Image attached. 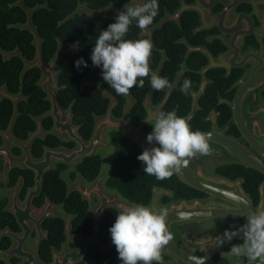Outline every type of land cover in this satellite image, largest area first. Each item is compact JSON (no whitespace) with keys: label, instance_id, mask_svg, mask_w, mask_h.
Instances as JSON below:
<instances>
[{"label":"trees","instance_id":"obj_1","mask_svg":"<svg viewBox=\"0 0 264 264\" xmlns=\"http://www.w3.org/2000/svg\"><path fill=\"white\" fill-rule=\"evenodd\" d=\"M21 2L24 6L20 4ZM186 2L192 3L193 0H186ZM158 3V15L147 28L148 32L153 30L154 43L149 62L150 68L155 73L161 68L159 76L167 77L172 86L182 67L187 68L162 112L175 111L178 116L188 117L192 112V94L199 91L203 81L199 72L208 66L209 61L201 53H192L189 58H186L188 48L182 42L193 48L205 47L214 57H218L227 49L219 41H208V38L216 32L195 35L194 31L200 26L199 17L195 13L185 14L181 20V26L171 22L159 27L167 14L177 13L181 0H158ZM129 4H131L130 0H0V89H5L11 96L23 97L18 103L19 116L13 128V136L16 140L28 142L30 137L38 131L37 121L41 122L45 136L32 145L31 153L35 160H41L47 149L72 152L77 149V144L63 140L53 133L54 119L50 115L51 103L41 87L42 71L40 69L26 71V62L32 64L37 59L35 37L26 28L28 12H33L32 23L42 41L41 58L45 64H51L62 47L78 45L76 51L63 54L57 61L56 89L60 108L65 112L72 109L73 124L78 128L79 136L89 143L94 135L97 120L107 116L113 99L116 101L112 112L113 118L118 121L124 119L128 98L127 95L116 94L115 90L103 80L102 68L94 67L90 58L100 31L106 30L109 24L115 22L116 13L109 12L87 23V12L78 11L85 9L96 12L109 7L121 9ZM221 9L222 7L218 6L215 12ZM239 11L251 13L252 8L245 6ZM141 38L150 39L148 34L143 36L142 30L133 23L125 39ZM244 48L258 51L261 46L253 37L246 40ZM80 58H83L88 67L81 65L78 70L75 62ZM164 58L166 60L161 66ZM225 74L223 70H213L206 75L209 84L199 102L200 110L190 123L193 131L209 132L211 124L208 118L211 113H215L218 115V124L221 128L227 126L230 128L231 136L240 137L233 124L231 108L219 103L220 100H233L235 91L232 88L241 79L244 70L234 71L230 78H226ZM143 79L144 87H134L129 93L133 100L130 122L134 128L140 127L142 132L148 135L153 131V125L142 126V124L147 119L144 104L150 92L151 74ZM185 79L192 81V87L187 95L180 91ZM171 88L155 90L152 98L154 107L162 104ZM262 98L264 100V90ZM14 113L13 102L0 97V149L4 146L3 134L8 131ZM110 139L114 145V155L106 186L117 192L127 202L150 206L155 189H164L172 193V197L163 198L164 204L183 200L193 201L204 197L200 192L182 184L174 175L170 179L160 181L154 176L145 174L141 161L137 159L142 152L127 135L113 131L110 133ZM11 152L16 157L23 154L18 147H13ZM66 170L65 164H57L46 174L42 185V195L34 201V207L42 208L46 201L54 206L62 207L65 213L72 217V236H83L89 239L93 236L94 213L79 192L69 193L68 184L62 178V173ZM101 170L102 158L94 155L81 160L75 173L71 174V178L76 180V176H79L88 183H94L99 179ZM216 174L231 181L242 179L247 192L255 197L257 202L259 201V188L264 182V176L260 173L242 165L232 164L218 167ZM20 183L22 184L20 200L25 201L28 191L35 187V173L13 167L9 172L6 187L15 189ZM8 205V199L0 200V231L8 229L14 233H20L21 230L14 216L7 211ZM117 214V210L110 209L102 219L99 245L92 246L87 254L88 259L95 264L121 263L109 232ZM43 230L47 232L48 239L40 244L38 256L43 264H51L53 251H61L67 240L65 220L50 219L44 223ZM10 244V240L4 239L0 246L2 250H7ZM70 247L76 249L75 245L71 244ZM163 260L165 264L168 258L163 255ZM209 264H230V262L225 257H216Z\"/></svg>","mask_w":264,"mask_h":264},{"label":"water","instance_id":"obj_2","mask_svg":"<svg viewBox=\"0 0 264 264\" xmlns=\"http://www.w3.org/2000/svg\"><path fill=\"white\" fill-rule=\"evenodd\" d=\"M130 5H134L138 0H131ZM143 2V0H139ZM215 2L226 6L222 13H218L211 17L210 21L207 19V15H211V8ZM24 6V3H20ZM249 4L255 8L256 14L260 15L264 12V0H196V5L188 6L184 2L182 3V8L175 15H166V18L162 21L161 25H164L168 22L180 23L181 17L184 13L188 11L197 12L201 15V21L203 27H201L198 32L210 31L217 28L222 34L226 36H233V39L230 43L226 42L222 38L224 43L231 48V51L225 55H221L219 61L215 59L204 49H190L192 52H202L207 55L210 59V65L204 69L202 72L205 75L207 72L213 69H224L228 71V75L231 74L233 69H242L245 65L251 63L254 65V68L249 71L245 77L236 85L237 91L232 104V113L233 121L243 137L244 141L250 147L247 148L243 144L239 143L235 139L228 137L218 131V116L214 113L208 118V121L213 123V131L211 137L209 138L210 153L216 151L211 147H217L224 151L230 158L234 159L238 163L246 166L247 168L256 171L264 176V134L256 136L249 129V125L244 117V104L248 98L254 94L256 91L264 88V49L260 53H249L244 56H241V44L244 39L252 37L255 34L259 38L263 37V31H257L255 24L252 18L245 14H240L236 18L232 19V14L235 7ZM126 6V5H125ZM124 6V7H125ZM116 9L109 7L102 9L96 12H90L85 9H80L78 12L83 13L87 12L88 20L98 16H105L109 12H115L116 14L119 11H122L123 8ZM33 12H28V25L27 29L35 37V45L37 47V59L34 63L30 64L26 62V71L30 69H40L43 74V79L41 82V87L44 93L48 96V100L51 103V112L50 115L54 119V131L53 133L59 138L63 139L66 137L67 141H73L77 144V149L72 152H67L64 150H49L47 149L44 153V156L41 160L35 161L31 148L36 140L43 138L45 132L42 129L41 122L38 120V131L33 134L29 141L24 143L16 140L13 136L14 124L19 116V105L18 103L23 99L22 96H11L5 89H0V97L4 100L12 101L15 107V113L13 120L10 124V127L3 135L6 143L11 147H18L22 150L24 154V160L22 165L25 169L31 170L35 173V182L36 186L33 190L29 192V195L26 200L25 207H20L18 202V193L15 191L12 194L13 204L10 208V212L13 213L18 221L20 228L24 231L23 237H18L10 232L5 233V236H9L17 242L18 246L10 253V255H17L20 258L25 259L24 264H38V258L35 255L27 253L24 251V246L29 239L32 228L31 225H35L39 234V239L37 244L44 239H47V235L42 233V224L51 218L57 217L55 211L57 207L53 206L50 202L47 203L44 214L39 219L34 218V215L37 214V211H34L32 205L33 201L40 197L42 194V185L44 177L48 172L53 169V163L65 164L66 166L79 163L85 158H89L95 155V151L98 147L104 144V136L106 132L118 131L124 133H129L134 128L130 122V110L133 106V100L128 94V106L125 109V117L123 120H115L112 116L113 109L116 105V101L113 99V104L111 105L108 114L106 117L98 119L96 122L94 135L89 143H86L78 133V128L73 124V115L72 109L68 112L63 111L58 104V94L56 86L58 84V74L55 71L56 63L60 57L68 52L76 51L78 45L62 47L59 50V53L55 57L54 61L47 65L42 61L41 58V46L42 41L40 40L35 27L32 23ZM143 36L149 35L152 40L153 30L148 32L147 29L142 30ZM159 70L156 74H160ZM151 74V72H150ZM181 76H179L173 85V87L168 92V95L164 102L156 109L152 107V97L155 90L150 86V92L148 98L144 104L145 109L148 114L147 120L143 125L152 124L155 122V116L157 113L162 112L165 108L168 100L170 99L174 89L179 83ZM207 82H204L200 91L197 94H194V105L191 114L187 117L188 122L196 116L200 110L198 102L203 96ZM108 95V94H106ZM135 143L143 152L146 149L152 147H158V145L153 142L149 144L147 139H142L137 137ZM192 158H189L188 164L186 167H182L181 170L173 175L178 178V180L186 185L187 187L198 191L200 193L214 196L226 202H232L237 205H241L239 202H243L244 198L234 199L235 197H241L236 193H225L222 189L226 187V183H222L220 188L214 187L208 180L197 177L192 169ZM10 159H9V150L3 149L0 151V181L1 179H7V174L9 170ZM141 166L144 169L145 164L141 162ZM242 180H238L234 186H231L234 191L240 189ZM83 182H80L77 186L70 188V192H79L83 199L88 200L90 206L92 207V197L95 195L100 200V206L95 210V223H94V234L91 239H84L83 237L74 238L71 235L70 222L71 218L66 220V236L70 243L80 245V250L77 252H68L64 248V257L60 259L58 256H55L53 264H94L93 261H90L86 255L89 251V248L93 245L99 243V227L101 224V219L110 209H115L118 212L122 210L124 206H130L128 204L119 202L116 198H110L107 196L102 189L100 188V183H97L95 188L91 191H85L82 187ZM261 206H264V183L261 188ZM171 193L163 189H155L153 196V207L159 209L160 200L163 196H170ZM244 213L238 211H224L216 206H203L201 204H196L195 206L189 207L185 203L181 206H173L168 210V217L166 218V226H168L170 233L173 236V239L165 246V249L162 253L167 256L173 257L178 261H182L185 264H209L217 255L223 254V252L228 253L234 244H242V233L234 236L230 242H228L224 235H220L211 239H200L206 237H198V239H193L191 237L185 236L178 231H174L175 227H180L182 225L188 224H199L207 222L214 219H222L229 217L232 219L241 218ZM238 231V230H236ZM181 235V236H180ZM177 241L182 243V246H179ZM155 262V261H154ZM120 264H123L121 261ZM237 264H247L245 258Z\"/></svg>","mask_w":264,"mask_h":264},{"label":"clouds","instance_id":"obj_3","mask_svg":"<svg viewBox=\"0 0 264 264\" xmlns=\"http://www.w3.org/2000/svg\"><path fill=\"white\" fill-rule=\"evenodd\" d=\"M158 0H143L134 5H126L114 17L115 22L100 31L91 53L94 67L102 68L103 80L115 90L117 95H128L134 87H144V79L151 72L150 84L156 91L172 87L167 77L151 71L150 58L154 43L149 38L125 39L130 27L135 23L141 30L147 29L158 15ZM88 67L80 58L75 62ZM192 81L185 79L180 91L187 95ZM153 131L147 135L149 144L158 147L146 149L137 159L146 167L144 173L157 180L170 179L174 173L186 167L189 158L210 153L211 133L193 131L186 117L178 116L175 111L159 112L155 116ZM168 209L131 204L122 207L115 223L110 227L112 243L123 264H164L162 252L173 239L166 226ZM242 233V244L232 245L227 253L234 257L245 258L247 264H264V206L258 212H249L238 231H226L225 239L230 242Z\"/></svg>","mask_w":264,"mask_h":264},{"label":"flooded vegetation","instance_id":"obj_4","mask_svg":"<svg viewBox=\"0 0 264 264\" xmlns=\"http://www.w3.org/2000/svg\"><path fill=\"white\" fill-rule=\"evenodd\" d=\"M131 1V0H130ZM185 3L186 5H188V6H193V5H196V0H193V2L192 3H187L186 2V0H181V6H180V9L182 8V3ZM132 3V2H131ZM218 6H221L222 7V9L219 11V12H215V10L217 9V7ZM245 6H249V7H251L252 8V12L251 13H246V12H240L239 10L242 8H244ZM225 7L226 6H224V5H222V4H220L219 2H215L214 3V5L212 6V8H211V15H207V19H208V21H210V19H211V17L212 16H214V15H216V14H218V13H222L223 12V10L225 9ZM179 9V10H180ZM178 10V11H179ZM177 11V12H178ZM187 13H195V14H197L198 15V17H199V21H200V26L194 31V33H195V35H197V34H199V33H206V32H216L213 36H211V37H209L208 38V41L209 42H214V41H219V42H221L222 44H223V46L227 49V51L226 52H224V53H222V54H220L218 57H214L210 52H209V50L207 49V48H205V47H198V48H193V47H191L190 45H188L187 43H185V42H182V44H185L186 46H187V48H188V52H187V55H186V58H189V56L192 54V53H201V54H203L204 56H206L207 58H208V61H209V63H208V66L210 65V59H209V57L207 56V55H205L204 53H202V52H192V53H190L189 54V52H190V49H204V50H206L214 59H215V61H219V58H220V56L221 55H225V54H227V53H229L230 51H231V48L230 47H228L225 43H224V41L222 40V38L223 39H225V41L226 42H228V43H230L231 41H232V39H233V36L231 35V36H226V35H224V34H222L217 28H215V29H212V30H210V31H203V32H198V30L201 28V27H203V23H202V21H201V15L199 14V13H197V12H193V11H188V12H186V13H184L183 15H182V17H181V20H182V18H183V16L185 15V14H187ZM240 14H245V15H247V16H249L250 18H252L253 19V21H254V24H255V28H256V30L257 31H263L264 32V12H262L260 15H257L256 14V11H255V8L252 6V5H249V4H242V5H239V6H237V7H235V9H234V11H233V14H232V19H234V18H236L237 16H239ZM168 15V14H167ZM175 15V14H174ZM166 18V17H165ZM181 20H180V23L178 24V23H176V22H173V23H176V24H178V25H180L181 26V24H182V22H181ZM162 23V22H161ZM161 23L159 24V27H162L163 25H161ZM168 23H171V22H168ZM167 24V23H166ZM259 24V25H258ZM165 25V24H164ZM151 32V31H150ZM256 38L257 39V41L259 42V44H260V46H261V48H260V50H258V51H256V50H254V49H251V48H248L247 50H245V42H246V40L247 39H249V38ZM263 40H264V33H263V37L262 38H259V36L258 35H254V36H252V37H248V38H246V39H244L243 40V42H242V44H241V56H244V55H246V54H249V53H260L263 49H264V43H263ZM165 58L163 59V61H162V63H161V66H162V64L165 62ZM207 66V67H208ZM207 67H205L204 69H206ZM254 68V65L253 64H251V63H249V64H247V65H245L242 69H233L232 71H231V74L230 75H228V71L227 70H224V69H213V70H223V71H225L226 72V74H225V77L226 78H230L231 76H232V74H233V72L234 71H236V70H238V71H242V70H244V74H243V76L241 77V79L237 82V83H239L244 77H245V75L249 72V71H251L252 69ZM204 69L202 70V71H200L199 72V75L200 76H202L203 77V81H202V84H201V86H200V89H201V87H202V85H203V83L204 82H207V85H206V87H205V91H204V94H205V92H206V88H207V86H208V84H209V82L207 81V79H206V75L209 73V72H211V71H213V70H211V71H209V72H207L205 75H203L202 74V72L204 71ZM264 69V68H263ZM159 70H161V68L159 69ZM158 70V71H159ZM186 71H187V68L185 67V66H183L182 67V71L178 74V76H177V78L179 77V76H181V79H182V77L184 76V74L186 73ZM177 78H176V80H177ZM180 79V80H181ZM176 82V81H175ZM180 82V81H179ZM237 83L233 86V88H232V90H234L235 91V94H236V91H237V89L238 88H236V85H237ZM175 84V83H174ZM179 84V83H178ZM178 84H177V86H178ZM176 86V87H177ZM173 87V86H172ZM176 89V88H175ZM174 89V90H175ZM200 89H199V91H200ZM264 90V88H262V91ZM170 91V90H169ZM168 91V92H169ZM198 91V92H199ZM197 92V93H198ZM197 93H193L192 94V97H193V95L194 94H197ZM204 94H203V96H204ZM235 94H234V97H235ZM167 95H168V93H167ZM167 95H166V97H167ZM202 96V97H203ZM201 97V98H202ZM148 98V97H147ZM153 98V97H152ZM201 98H200V100H201ZM166 99V98H165ZM164 99V100H165ZM153 100V99H152ZM200 100H199V102H200ZM233 100H234V98H233ZM233 100L232 101H227V100H220V105H227V106H229L230 108H231V111H232V104H233ZM169 101V100H168ZM164 102V101H163ZM162 102V103H163ZM199 102H198V105H199ZM168 103V102H167ZM246 103V102H245ZM167 105V104H166ZM193 105H194V97H193ZM193 105H192V110H193ZM160 106V105H159ZM158 106V107H159ZM152 107H153V109H156V108H158V107H154L153 106V104H152ZM166 107V106H165ZM199 108H200V105H199ZM163 111V110H162ZM199 112V111H198ZM191 114V113H190ZM212 114V113H211ZM215 114V113H214ZM197 115V114H196ZM215 115H217V114H215ZM211 116V115H210ZM218 116V115H217ZM244 117H245V119H246V121H247V123H248V125H249V129L252 131V133L254 134V135H256V136H260L262 133H261V131H260V128L253 122V121H255V117L253 116V113L250 115V113H249V110L248 109H246V107H245V104H244ZM147 118H148V114H147ZM187 118V117H186ZM195 118V117H194ZM193 118V119H194ZM192 119V120H193ZM147 120V119H146ZM145 120V121H146ZM191 120V121H192ZM232 120H233V113H232ZM144 121V122H145ZM144 122H143V124H144ZM208 122H210V121H208ZM217 122H218V119H217ZM191 123V122H190ZM142 124V126H147V125H154V123H152V124H146V125H143ZM210 124H211V130L209 131V132H212L213 131V123L212 122H210ZM233 124L235 125V123H234V121H233ZM236 126V125H235ZM218 131L219 132H221L222 134H224V135H226V136H228V137H231V138H233V139H235L236 141H238L239 143H241V144H243L244 146H246L247 148H249L250 149V147L248 146V144L244 141V139H243V137L241 136V134L239 133V135H240V137H238V138H236V137H234V136H231L230 134H229V127H227V126H225V127H223V128H221L220 126H219V124H218ZM237 128V127H236ZM238 130V129H237ZM209 132H206V133H209ZM239 132V131H238ZM7 133V132H6ZM5 134V133H4ZM3 134V135H4ZM147 135V134H146ZM4 138V137H3ZM141 138V137H140ZM142 139H146V138H142ZM135 142V141H134ZM6 144V141H5V139H4V145ZM214 147V146H213ZM3 148H4V146L0 149V151H2L3 150ZM12 148L13 147H11V149H10V151H9V159H10V153L12 154V152H11V150H12ZM215 149H216V151L215 152H213V153H209L208 155H211V156H223L224 158H226L227 160L226 161H231V163H228V164H224V165H221V166H225V165H232V164H234V165H242V164H240V163H238L237 161H235L234 159H232V158H230L224 151H222L221 149H219V148H217V147H214ZM142 152V151H141ZM23 153V152H22ZM13 155V154H12ZM14 156V155H13ZM16 157V156H15ZM20 157H23V160H24V154H22V156H20ZM20 157H18V158H20ZM35 160V159H34ZM35 161H39V160H35ZM23 162V161H22ZM22 162H21V164H20V166H13V167H20V168H23V169H25L24 167H23V165H22ZM81 162V161H80ZM55 163V162H54ZM54 163H53V169L55 168L54 167ZM57 164H59V163H56V165ZM79 164V163H78ZM192 164V163H191ZM221 166H218V167H221ZM242 166H244V165H242ZM13 167H11L10 168V165H9V170H8V174H7V179H1V181H0V195H1V188H3V187H6V184H7V182H8V175H9V172H10V170L13 168ZM142 167V166H141ZM146 167V166H145ZM217 167V168H218ZM246 167V166H245ZM216 168V169H217ZM247 168V167H246ZM52 169V170H53ZM143 169V168H142ZM193 169V168H192ZM216 169H215V174H216ZM249 169V168H248ZM28 170V169H27ZM31 171V170H30ZM33 172V171H32ZM195 173V172H194ZM196 175H197V177H199V178H202V179H204V180H208V182H210L214 187H218V188H220V186H221V184L224 182V183H226V187H224L222 190L223 191H225V193H229V195H230V193H236V195H237V192H238V195L239 196H241V197H235L234 199H236L237 201H238V199H240V198H244V201L243 202H239L241 205H237V204H234V203H232V202H226V201H223V200H221V199H219V198H216V197H214V196H209V195H206V194H203V193H201L202 195H204V197H202V198H198V199H196V200H193V201H187V200H183V201H179V202H173V203H170V204H164L163 202H162V200H163V198L164 197H172V193L170 192V191H168V192H170L171 193V195L170 196H163L162 198H161V200H160V206H161V208H164V207H166L168 210H170L171 209V207H173V206H181L183 203H185L187 206H189V207H192V206H195L196 204H201V205H203V206H216V207H219V208H221L222 210H224V211H231V212H233V211H238V212H241V213H244V215L241 217V218H238V219H232V218H229V217H225V218H222V219H214V220H210V221H214V222H216L217 224H218V226H219V231H218V233H216V234H214L213 236H210V237H206V238H200V239H211V238H215V237H218V236H220V235H224V233L226 232V231H236V230H238L239 228H240V226H242L244 223H246V215H247V213H249V212H258L259 211V207H260V203H261V191H260V188H261V186H262V184L264 183H262L261 184V186H260V188H259V193H260V199H259V201L257 202V199L255 198V197H253L249 192H247V190H246V187H245V182L242 180V179H238V180H242L243 181V183L241 184V186H240V189L238 190V191H234L233 189H232V187L231 186H234L235 185V183L238 181V180H236V181H231V180H229V179H226V178H223V177H220V176H218L217 174H216V177L215 178H213V179H207L206 177H204L202 174H197V173H195ZM262 175V174H261ZM263 176V175H262ZM109 178V177H108ZM82 179V178H81ZM178 179V178H177ZM82 180H84V179H82ZM97 183H100V182H98V180L96 181ZM107 182V181H106ZM106 182H105V186H106ZM96 183V184H97ZM96 184L93 186V187H91L89 190H85V191H91V190H93L94 188H95V186H96ZM183 184V183H182ZM35 186H36V182H35ZM6 188H8V187H6ZM35 188V187H34ZM33 188V189H34ZM100 188L102 189V187H101V183H100ZM106 188H107V186H106ZM8 189H10V188H8ZM21 189H22V184L20 183L18 186H17V188H15V189H11V190H14V192L15 191H19V193H18V202H19V206L20 207H25V204H26V200H27V197H28V195H29V192L31 191V190H33V189H30L29 191H28V194H27V196H26V199H25V201H21L20 200V193H21ZM84 189V188H83ZM108 189V188H107ZM109 191H111V192H113V193H115V194H117L118 196H119V198H117V197H114V198H116L119 202H122V203H125V204H128V205H131V203H129V202H127L126 200H124L117 192H115V191H113V190H110V189H108ZM164 190V189H163ZM102 191L107 195V196H109L106 192H105V190L104 189H102ZM167 191V190H166ZM13 192V193H14ZM42 192H43V187H42ZM198 192V191H197ZM12 193V194H13ZM69 193H71L70 192V188H69ZM12 194H11V202L9 201V205H8V207H7V211L9 212V213H11L10 212V208L12 207V204H13V197H12ZM42 195V194H41ZM40 195V196H41ZM82 196V195H81ZM153 196H154V194H153ZM110 197V196H109ZM39 198V197H38ZM37 198V199H38ZM83 198V197H82ZM111 198V197H110ZM3 198L0 196V200H2ZM6 199H8V198H6ZM94 199H97L98 201H99V204H98V207L100 206V200H99V198L97 197V196H93L92 197V204H93V202H94ZM36 200V199H35ZM34 200V201H35ZM83 200H85V199H83ZM34 201H33V205H32V207H33V209H34V211H37V214H35L34 215V218H36V219H39L40 217H42L43 216V214H44V211H45V208L47 207V203L49 202V201H46V204L42 207V208H35L34 207ZM85 201H87L88 202V204H89V207H90V210L94 213V223H95V211H93V205H92V207L90 206V203H89V201L88 200H85ZM21 203H24L23 205H21ZM53 205V204H52ZM54 206V205H53ZM150 206H152L153 207V199H152V203H151V205ZM55 207H58V206H55ZM97 207V208H98ZM96 208V209H97ZM95 209V210H96ZM115 210V209H114ZM107 212V211H106ZM119 213V212H118ZM13 216H14V218H15V220H16V222H17V224H18V221H17V219H16V217H15V215L13 214V213H11ZM55 214H56V211H55ZM106 214V213H105ZM105 214H104V216H105ZM67 215V214H66ZM103 216V217H104ZM103 217H102V219H103ZM55 218H63V217H61V216H59V215H57V217H55ZM55 218H51V219H55ZM67 218H71V221H72V217L71 216H69V215H67V217L66 218H63L64 220H65V224H66V220H67ZM102 219H101V223H102ZM48 220H50V219H48ZM48 220H46V221H48ZM45 221V222H46ZM44 222V223H45ZM207 222H209V221H207ZM44 223L42 224V233L44 234V235H47V239H48V234H47V232H45L44 230H43V225H44ZM204 223V222H203ZM202 223H199V224H188V225H182V226H180V227H175L174 229H173V232L174 231H178L179 233H181V234H183V235H185V236H188V237H191V238H193V239H198L197 237L198 236H196V234L193 232V231H195L194 229L196 228V226L197 225H201ZM101 225V224H100ZM18 226H19V224H18ZM93 227H94V225H93ZM19 228H20V226H19ZM31 228H32V231H31V234H30V236H29V239L27 240V242H26V244H25V246H24V251L25 252H27V253H30V254H32V255H35V256H37V258H38V264H43L41 261H40V259H39V256H38V250H39V246H40V244L44 241V240H47V239H44V240H41L38 244H37V241H38V239H39V234H38V231H37V228H36V226L35 225H31ZM70 229H71V222H70ZM99 229H100V227H99ZM20 230H21V232L20 233H14V232H12V231H10V230H8V229H6V230H3V231H0V245H1V242L4 240V239H8V240H10V242H11V244H10V247L7 249V250H2V248H1V246H0V262L2 263V264H6V262H8V263H10V264H24L25 263V259H23V258H20V257H18L17 255H15V254H13V255H10V253L18 246V244H17V242H15L14 241V239H12L11 237H9V236H5L4 234L5 233H7V232H10V233H12V234H14V235H16V236H18V237H23L24 236V231L20 228ZM189 230V231H188ZM192 233V234H191ZM93 234H94V230H93ZM72 235V234H71ZM181 236V235H180ZM72 237H74V236H72ZM78 237H83V236H78ZM93 237V236H92ZM91 237V238H92ZM66 238H67V236H66ZM74 238H77V237H74ZM84 238V237H83ZM91 238H89V239H91ZM84 239H86V238H84ZM98 240H99V237H98ZM30 241H33V242H35V250H34V252H32V251H30L29 249H28V243L30 242ZM177 243H178V245L179 246H182V243L180 242V241H177ZM75 245L76 246V249H72L71 247H70V245ZM97 245H99V243L97 244ZM93 246H95V245H93ZM92 247V246H91ZM90 247V248H91ZM64 248H66V250L68 251V252H77V251H79L80 250V245H77V244H73V243H70L69 241H68V239L66 240V243L63 245V247H62V250L61 251H57V250H54L53 251V261H52V263L51 264H53L54 263V258H55V256H58L60 259H62L63 257H64ZM89 248V249H90ZM62 253V255L60 256V255H58V253ZM89 252V251H88ZM88 254V253H87ZM2 255H3V257H2ZM162 255H164V256H166L167 258H168V260H167V262L165 263V264H170L171 262H172V264H185L184 262H182V261H178V260H176L175 258H173V257H170V256H167L166 254H164V253H162ZM228 256H230V255H228L227 253H225V252H223V254H220V255H217L216 257H225V258H227ZM86 257H87V255H86ZM215 257V258H216ZM230 257H234V256H230ZM88 258V257H87ZM234 258H236V262L234 263V264H237V263H239L240 261H242L244 258L243 257H234ZM90 260V259H89ZM90 261H92V260H90ZM94 262V261H93ZM211 262V261H210ZM209 262V263H210ZM95 264V263H94ZM153 264H157V262H153Z\"/></svg>","mask_w":264,"mask_h":264},{"label":"rangeland","instance_id":"obj_5","mask_svg":"<svg viewBox=\"0 0 264 264\" xmlns=\"http://www.w3.org/2000/svg\"><path fill=\"white\" fill-rule=\"evenodd\" d=\"M245 107L246 109L249 110L250 115L253 113V116L255 117V121L253 122L260 128L261 133L264 134V100L262 98V89L256 91L254 94H252L248 98V100L245 103ZM110 133L111 132L109 131L105 133L104 144L98 147L95 151V155H99L102 158V170H101V174L98 179V182L101 183L102 189H104L105 192L111 198H114V197L119 198L117 194L109 191L105 186V182L107 181L110 175V170H111V165H112V160H113V155H114V145L110 139ZM124 134L127 135L133 141H135L137 137L147 138V135L142 132L140 127L132 128L131 132L124 133ZM63 140H66V137L63 138ZM211 148L215 149L214 147H211ZM3 149H8L10 151L11 146L8 143H6ZM226 160L227 159L224 158L223 156H211V155L197 154L195 157L192 158V168H193V171L197 173L198 175L202 174L207 179H213L216 177L215 169L218 166L231 163V161H226ZM22 161H23V157L18 158V157L13 156L10 153V168L13 166H20ZM77 165L78 163L68 165L67 170L62 173V178L65 182H67L69 188L75 187L80 182H83L82 187L84 188V190H89L97 182L88 183L85 180H82L79 176H76L77 177L76 180H73L71 178V174L75 173ZM55 166H56V163H54V167ZM13 192L14 190L3 187L1 188L0 196L2 198H8V200L11 202V194ZM23 204L24 203H21V205ZM98 204H99V201L97 199H94L93 208H92L93 211H95V209L98 207ZM56 214L63 218L67 217L62 207H57ZM219 229L220 228L216 222L209 221V222H204L201 225H197L196 228L194 229L195 231L193 232L198 237H210L218 233ZM28 249L34 252L35 242L30 241L28 243ZM58 255L61 256L62 253L60 252L58 253ZM227 259L230 262V264H234L237 261L236 258L230 257V256H228ZM6 264H10V263L6 262ZM170 264H172V262Z\"/></svg>","mask_w":264,"mask_h":264},{"label":"crops","instance_id":"obj_6","mask_svg":"<svg viewBox=\"0 0 264 264\" xmlns=\"http://www.w3.org/2000/svg\"><path fill=\"white\" fill-rule=\"evenodd\" d=\"M68 47V46H67Z\"/></svg>","mask_w":264,"mask_h":264}]
</instances>
